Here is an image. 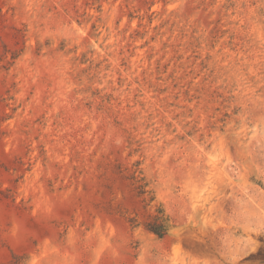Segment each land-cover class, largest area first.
<instances>
[{"label": "rangeland", "instance_id": "374dc122", "mask_svg": "<svg viewBox=\"0 0 264 264\" xmlns=\"http://www.w3.org/2000/svg\"><path fill=\"white\" fill-rule=\"evenodd\" d=\"M0 264H264V0H0Z\"/></svg>", "mask_w": 264, "mask_h": 264}, {"label": "trees", "instance_id": "16d2710c", "mask_svg": "<svg viewBox=\"0 0 264 264\" xmlns=\"http://www.w3.org/2000/svg\"><path fill=\"white\" fill-rule=\"evenodd\" d=\"M162 223H159L158 225H161ZM148 228V227H147ZM149 230H151V231H153V232H155L158 236H163V232H161V230L160 229H158V228H148ZM164 229V231L166 230V228L164 227L163 228Z\"/></svg>", "mask_w": 264, "mask_h": 264}]
</instances>
